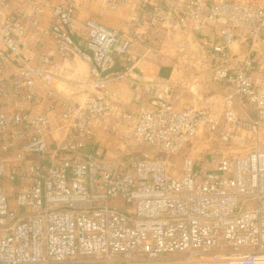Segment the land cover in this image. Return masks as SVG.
<instances>
[{"label": "built area", "instance_id": "1", "mask_svg": "<svg viewBox=\"0 0 264 264\" xmlns=\"http://www.w3.org/2000/svg\"><path fill=\"white\" fill-rule=\"evenodd\" d=\"M126 1L103 0L104 11ZM77 4L0 0V264H264V0H139L149 8L129 16L126 30L87 18L80 36ZM154 29L202 44L221 99L177 108L158 98L118 132L121 157L82 155L109 111L116 56ZM29 33L40 46L32 57L22 43ZM49 40L89 65L77 99L54 87ZM199 133L251 149L183 154L173 174V157Z\"/></svg>", "mask_w": 264, "mask_h": 264}, {"label": "crops", "instance_id": "2", "mask_svg": "<svg viewBox=\"0 0 264 264\" xmlns=\"http://www.w3.org/2000/svg\"><path fill=\"white\" fill-rule=\"evenodd\" d=\"M36 1L39 4H44L46 0ZM26 8V4L17 3L13 9L19 11ZM148 8L149 6L144 9L140 8L139 0H127L114 11L106 12L103 0H78L73 27L77 35L80 36L83 33L84 20L92 18L105 26L126 30L128 28L126 21L129 16L135 13L140 14ZM49 18V10L44 7L41 21L46 23ZM150 35L151 38L148 41L134 43L127 52L116 56L114 70L121 75L113 78L107 84L109 111L94 126L92 135L87 138L86 145L81 152L82 155L96 152L113 160L121 157L125 151V145L119 138L118 132L125 121L131 119L138 111L152 108L158 98L171 102L177 108H198L196 106H199L204 99L203 89L222 90L213 81L207 84L196 81L198 75L191 74L193 72L197 74L199 70L195 68L189 70V67H183L185 64L180 62L181 57L175 56L174 52L169 53L168 50H165L168 49L166 44L180 38L177 34H165L163 30L154 29L150 30ZM189 37L187 35L185 39L187 40ZM22 43L29 57H32L40 47L38 43L34 42L31 33ZM239 46L235 44L233 49L237 50ZM43 51L52 58V63L48 68L53 70L57 76L58 82L54 84V87L67 98L77 99L82 91V86L78 82L88 79L89 65L77 56L64 58L58 55L54 50L52 40L46 43ZM203 54L205 57L204 49ZM258 63V69L264 72V55L259 58ZM66 74L70 75L73 80L69 81L64 78L63 76ZM59 85L64 90L58 89ZM203 85L208 88L206 86L204 88ZM44 90V87L39 88L40 92ZM63 133V129L55 130V136L62 137ZM48 145L51 147L54 145L51 136L48 137ZM10 202L16 205L14 199L11 198Z\"/></svg>", "mask_w": 264, "mask_h": 264}, {"label": "rangeland", "instance_id": "3", "mask_svg": "<svg viewBox=\"0 0 264 264\" xmlns=\"http://www.w3.org/2000/svg\"><path fill=\"white\" fill-rule=\"evenodd\" d=\"M177 35L180 37L176 41H170L166 46L168 47L169 53H175V56L181 57L180 62L185 65L183 67H189L190 69H196L197 74L193 72L191 75H198L196 78V81H199V83L207 84L212 83V80L210 79L209 69H207V58L204 57L203 54V47L202 45L197 42L196 38L192 36V34L185 33V32H178ZM189 35V39H185ZM67 80H73V78L66 74L63 76ZM76 79V78H75ZM58 82L57 80H54V84ZM63 85V83H62ZM206 85H203L205 88ZM206 88H208L206 86ZM58 89L64 90V88L59 85ZM222 89V88H221ZM204 91V99L202 100V103L199 106H207L208 104L214 103L215 101H219L221 99V96L223 94V90L220 89H203ZM260 140L264 141V136L260 137ZM250 143L249 141L245 140L243 142H239L238 144H223L220 141H218L215 138L208 139V135L199 133L198 136L193 140V143L186 146L184 150L176 154L173 159L175 161L176 167L172 169L173 174L179 173V167L181 164V156L183 154H187L194 158L199 157H212L217 158L221 154H228L232 152H238V153H245L249 151ZM141 154H148V149H145L143 146L140 148ZM9 205L11 208H16V205H13L12 202H9ZM264 263V259L262 260Z\"/></svg>", "mask_w": 264, "mask_h": 264}, {"label": "bare ground", "instance_id": "4", "mask_svg": "<svg viewBox=\"0 0 264 264\" xmlns=\"http://www.w3.org/2000/svg\"><path fill=\"white\" fill-rule=\"evenodd\" d=\"M264 259V258H263ZM258 261H260V260H258ZM262 261V260H261Z\"/></svg>", "mask_w": 264, "mask_h": 264}]
</instances>
